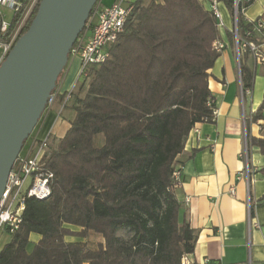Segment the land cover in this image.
<instances>
[{
    "label": "trees",
    "instance_id": "trees-1",
    "mask_svg": "<svg viewBox=\"0 0 264 264\" xmlns=\"http://www.w3.org/2000/svg\"><path fill=\"white\" fill-rule=\"evenodd\" d=\"M225 1L233 14V0ZM30 2L24 0L8 31L0 32L2 41L14 35ZM238 31L240 46L259 44L241 11ZM219 40L210 0H140L111 57L78 84L71 127L50 147L51 196L27 199L0 264H181L194 251L198 230L180 219L174 173L192 128L215 119L209 77L221 54L214 45ZM249 52L245 48L240 57L244 90L256 75L245 62ZM64 99L59 95L57 102ZM252 120L260 122L261 136L250 141L264 154V100ZM33 233L41 238L31 249ZM91 233L103 238L96 248L85 240Z\"/></svg>",
    "mask_w": 264,
    "mask_h": 264
},
{
    "label": "crops",
    "instance_id": "crops-1",
    "mask_svg": "<svg viewBox=\"0 0 264 264\" xmlns=\"http://www.w3.org/2000/svg\"><path fill=\"white\" fill-rule=\"evenodd\" d=\"M219 7L225 24L220 31L226 47L209 77L217 113L213 122H199L190 131L185 149L178 156L181 175L175 193L183 204L180 219H186L198 230L190 256L193 264H264V174L260 172L264 154L250 141L251 137L261 136V124L252 120V114L264 100V62H259L253 52L247 54L245 62L255 69L256 75L252 88L244 90L237 43L229 35L233 14L225 0H219ZM243 16L249 23L264 21V0H253ZM253 35L264 54V26L254 27ZM76 59L79 63L73 79H63L58 85L62 94L72 88L77 77L80 59ZM74 92L64 109L56 102L34 129L40 137L48 136L50 147L71 127ZM246 139L247 159L240 156ZM5 235L0 237V251L11 239ZM40 238L37 233L31 234V249ZM67 240L76 238L69 236Z\"/></svg>",
    "mask_w": 264,
    "mask_h": 264
},
{
    "label": "built area",
    "instance_id": "built-area-1",
    "mask_svg": "<svg viewBox=\"0 0 264 264\" xmlns=\"http://www.w3.org/2000/svg\"><path fill=\"white\" fill-rule=\"evenodd\" d=\"M37 1L38 0H31L21 24L11 39L9 41H2L0 39V65L16 42L17 34L22 24ZM111 1V4H105L104 0H99L93 7V13L87 20L85 28L78 35L69 53V59L70 56H72L73 59H80V66L74 84L72 88L64 94L61 93V90L57 85L48 99L43 115L51 112L59 95H65V99L61 103V109H64L72 98L75 87L88 76L90 69L95 65H101L111 57L112 46L118 41L119 36L123 33L126 27L129 17L135 10L136 6L140 3V0ZM248 1L249 0H233L234 23L232 33L237 43V56L240 61L241 50L250 47L256 59L259 62H263L264 54L260 51L259 44L252 40L245 41L242 46H240L239 43L238 14L240 11L244 14L247 8L246 2ZM23 2L24 0H0L1 34H5L10 27V21L7 20L4 10L7 9L14 14L19 10ZM210 7L218 19L219 27H224L225 24L220 11L219 0H210ZM263 26V20H258L256 23H253V28ZM214 45L215 48L220 51L226 47L222 40L216 41ZM213 103L214 100L211 99L209 105H212ZM216 113L217 109L215 108L214 115H216ZM245 120L246 116L244 114V121ZM191 131H194V129ZM247 155L248 141L246 139L244 149L240 156L247 159ZM49 156L50 141L48 136L40 137L38 134H35V131H33L25 140L20 153L13 164L9 173L6 188L0 199V237L4 233L12 236L20 228L24 219L28 198L44 200L51 196V182L54 173L47 170ZM248 173L249 168L247 164V178L249 177ZM174 175L175 178L180 180L181 172L179 169L175 171ZM231 192L235 193V189L232 188ZM254 224L258 226L257 221H254ZM190 256L191 254H185L181 259V264H193Z\"/></svg>",
    "mask_w": 264,
    "mask_h": 264
},
{
    "label": "water",
    "instance_id": "water-1",
    "mask_svg": "<svg viewBox=\"0 0 264 264\" xmlns=\"http://www.w3.org/2000/svg\"><path fill=\"white\" fill-rule=\"evenodd\" d=\"M98 1L41 0L29 29L0 65V199Z\"/></svg>",
    "mask_w": 264,
    "mask_h": 264
},
{
    "label": "rangeland",
    "instance_id": "rangeland-1",
    "mask_svg": "<svg viewBox=\"0 0 264 264\" xmlns=\"http://www.w3.org/2000/svg\"><path fill=\"white\" fill-rule=\"evenodd\" d=\"M111 0H104V3L105 4H111ZM5 14H6V18L8 21H11L12 18H13V14L12 12H10L9 10H4ZM1 54V52H0ZM73 58L72 56H70V59H69V62L67 64V66L65 67V69L63 70L62 74L60 75L59 77V80H58V85L61 84L62 80L64 79H67L66 81H70L73 79V72L75 71V69L78 68V63H79V60L76 59L74 61H72ZM65 115H66V111L64 112ZM34 131V130H33ZM100 138H103V136L101 135ZM6 234V233H5ZM120 235H124L125 237H128L129 235L125 232V231H120L119 232ZM7 239H10V235L6 234L5 235ZM88 242V245L92 248H96L99 244L100 241L103 240L102 236L98 235V234H94V233H91L89 235V237L87 239Z\"/></svg>",
    "mask_w": 264,
    "mask_h": 264
}]
</instances>
